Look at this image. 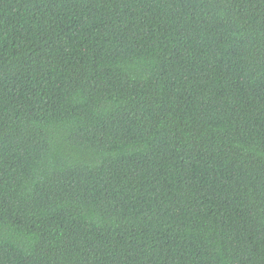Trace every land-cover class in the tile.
<instances>
[{"label":"trees","instance_id":"1","mask_svg":"<svg viewBox=\"0 0 264 264\" xmlns=\"http://www.w3.org/2000/svg\"><path fill=\"white\" fill-rule=\"evenodd\" d=\"M0 264H264V0H0Z\"/></svg>","mask_w":264,"mask_h":264}]
</instances>
